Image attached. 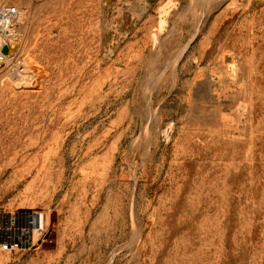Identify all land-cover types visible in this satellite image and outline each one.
<instances>
[{
  "label": "rangeland",
  "instance_id": "1",
  "mask_svg": "<svg viewBox=\"0 0 264 264\" xmlns=\"http://www.w3.org/2000/svg\"><path fill=\"white\" fill-rule=\"evenodd\" d=\"M4 3L0 264H264V0Z\"/></svg>",
  "mask_w": 264,
  "mask_h": 264
},
{
  "label": "built area",
  "instance_id": "2",
  "mask_svg": "<svg viewBox=\"0 0 264 264\" xmlns=\"http://www.w3.org/2000/svg\"><path fill=\"white\" fill-rule=\"evenodd\" d=\"M18 10L6 3L0 6V59L5 55L2 53L4 45L10 47L11 41L15 38L12 29L13 22ZM4 56V57H3ZM0 251L18 252L28 250L34 245V235L40 230L42 216L37 211L18 210L4 212L0 210Z\"/></svg>",
  "mask_w": 264,
  "mask_h": 264
},
{
  "label": "water",
  "instance_id": "3",
  "mask_svg": "<svg viewBox=\"0 0 264 264\" xmlns=\"http://www.w3.org/2000/svg\"><path fill=\"white\" fill-rule=\"evenodd\" d=\"M9 52H10V49H9L8 45H4L3 48H2V53L4 55H8Z\"/></svg>",
  "mask_w": 264,
  "mask_h": 264
},
{
  "label": "bare ground",
  "instance_id": "4",
  "mask_svg": "<svg viewBox=\"0 0 264 264\" xmlns=\"http://www.w3.org/2000/svg\"><path fill=\"white\" fill-rule=\"evenodd\" d=\"M2 43V40L0 39V44ZM4 57V56H3ZM8 57H9V55H8ZM1 58V57H0ZM5 58V57H4ZM1 60V59H0Z\"/></svg>",
  "mask_w": 264,
  "mask_h": 264
}]
</instances>
